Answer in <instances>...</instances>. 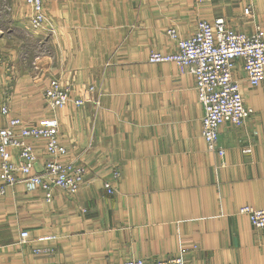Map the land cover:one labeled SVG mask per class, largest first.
<instances>
[{"label": "crops", "instance_id": "0c3cea01", "mask_svg": "<svg viewBox=\"0 0 264 264\" xmlns=\"http://www.w3.org/2000/svg\"><path fill=\"white\" fill-rule=\"evenodd\" d=\"M18 4L0 25V106L4 89L9 101L0 125L55 118L62 160L87 173L76 194L55 189L50 202L22 184L0 196V264H123L181 249L187 264H264V230L239 213L264 208V81L250 86L235 62L233 76L254 113L241 126L222 124L209 149L194 77L174 63L148 61L151 52L175 50L170 27L188 37L199 21L222 18L264 37V0H46L49 43L68 44L57 48L42 34H21L28 24ZM247 6L252 17L243 14ZM76 58L86 63L71 65ZM57 76L74 97L89 85L95 91L81 107L50 110L42 93ZM26 142L38 171L43 141ZM11 156L18 160L16 151ZM21 231L25 244H18Z\"/></svg>", "mask_w": 264, "mask_h": 264}, {"label": "built area", "instance_id": "2783aa9c", "mask_svg": "<svg viewBox=\"0 0 264 264\" xmlns=\"http://www.w3.org/2000/svg\"><path fill=\"white\" fill-rule=\"evenodd\" d=\"M30 7V26L41 27L45 20L42 0H24ZM209 1V0H199ZM243 14L252 17V7L244 8ZM174 42L175 50L169 53L152 52L148 57L151 63H174L182 73L194 77L197 100L203 116L201 119V137L207 148L214 149L218 141L219 127L224 124L243 125L252 115L253 109L243 102L239 82L233 76L235 62L240 61L250 86H257L264 81V37L260 32L246 34L227 26L222 18L212 22L199 21L191 36L182 37L177 28L166 31ZM95 91L89 85L80 96H73L71 85H63L51 79L43 92L45 104L55 110L69 103L75 107L83 106ZM7 98L0 107V114L8 116ZM99 105L98 101H95ZM58 122L47 118L35 124H28L19 118H9L5 125H0V196L17 184H22L26 192H42L45 202L53 198V191L58 189L72 196L81 188L87 173L84 165L74 160H62L66 149L58 140ZM27 139L42 140L46 159L39 164L37 156ZM11 150L16 151L15 162ZM112 177L117 178L114 170ZM104 188L112 193L110 183ZM245 215L253 228L264 230V208L255 209L243 206L239 210ZM28 232L21 231L18 244L27 242ZM185 250L181 249L174 257L148 261L144 258L126 260L123 264H187Z\"/></svg>", "mask_w": 264, "mask_h": 264}, {"label": "rangeland", "instance_id": "374dc122", "mask_svg": "<svg viewBox=\"0 0 264 264\" xmlns=\"http://www.w3.org/2000/svg\"><path fill=\"white\" fill-rule=\"evenodd\" d=\"M13 1H18V3H19V1H20V5L18 4V9L20 10V13L22 14V16H21V21L23 22V24H25L26 22H27V28H28V30H27V28L25 29V27L23 28L22 27V32L23 33H21V34H23L24 36L26 35L27 36V38L29 37L27 34H30V33H33V34H35V33H39V34H42V37L41 38H43V44H46L47 43V45H48V47H52L53 48V45H54V47L55 48H57L56 46H58V44H61L62 46L63 45H68V44H66V43H61V42H64V40H62L61 38L59 39V41L56 43V42H54V41H51V43H49V41H50V39L51 38H49L51 35H52V33H53V29L52 28H50L49 26H48V20H47V17H46V14H45V5H46V0H42V2H43V9H44V15H45V20H44V22H43V24L41 25V27L40 28H38V29H32L31 28V26H30V13H31V11H30V7L25 3V1L24 0H0V25L1 26H3V23H6L5 22V20H4V18H3V16H4V14L5 13H7V7L11 4V3H13ZM170 28H173V27H170ZM170 28H168V29H170ZM167 29V30H168ZM166 30V31H167ZM27 33V34H26ZM23 35H22V41H23V43H26V44H28L29 42L28 41H24L23 39H24V37H23ZM47 45H46V48H47ZM50 48H47V50H49ZM152 53V52H151ZM61 60L60 59H58V62H60ZM69 63L71 64V65H79L80 63H82V64H84V63H86V60H80L79 58H76V59H70L69 60ZM53 79H56V80H58L59 82H61L60 81V79L58 78V76L57 77H54ZM61 84H63V82H61ZM63 85H71V84H63ZM47 87V86H46ZM72 87V86H71ZM45 90V89H44ZM44 92V91H43ZM3 96H4V99H3V102H4V100H5V97H6V95H8L7 93H8V89H4V91H3ZM42 97H43V93H42ZM7 98V97H6ZM44 100V99H43ZM2 102V103H3ZM45 103V102H44ZM2 105V104H1ZM46 105V104H45ZM1 107V106H0ZM46 107L47 108H49L47 105H46ZM50 109V108H49ZM51 110V109H50ZM44 119H47V117L46 118H44ZM44 119H42V120H44ZM41 121V120H40Z\"/></svg>", "mask_w": 264, "mask_h": 264}]
</instances>
